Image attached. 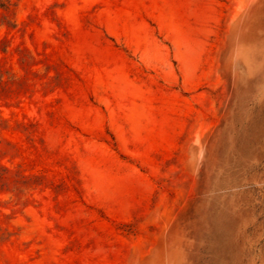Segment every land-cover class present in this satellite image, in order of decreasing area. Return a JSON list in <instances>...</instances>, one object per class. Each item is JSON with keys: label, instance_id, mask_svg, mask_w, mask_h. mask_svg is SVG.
<instances>
[{"label": "rangeland", "instance_id": "rangeland-1", "mask_svg": "<svg viewBox=\"0 0 264 264\" xmlns=\"http://www.w3.org/2000/svg\"><path fill=\"white\" fill-rule=\"evenodd\" d=\"M0 264H264V0H0Z\"/></svg>", "mask_w": 264, "mask_h": 264}]
</instances>
